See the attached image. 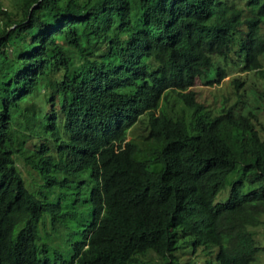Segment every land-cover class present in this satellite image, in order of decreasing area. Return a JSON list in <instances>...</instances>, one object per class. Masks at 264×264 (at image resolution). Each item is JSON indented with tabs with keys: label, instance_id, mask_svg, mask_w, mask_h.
<instances>
[{
	"label": "trees",
	"instance_id": "16d2710c",
	"mask_svg": "<svg viewBox=\"0 0 264 264\" xmlns=\"http://www.w3.org/2000/svg\"><path fill=\"white\" fill-rule=\"evenodd\" d=\"M0 21V264L256 260L248 75L219 107L190 87L264 78V0H14Z\"/></svg>",
	"mask_w": 264,
	"mask_h": 264
},
{
	"label": "rangeland",
	"instance_id": "374dc122",
	"mask_svg": "<svg viewBox=\"0 0 264 264\" xmlns=\"http://www.w3.org/2000/svg\"><path fill=\"white\" fill-rule=\"evenodd\" d=\"M0 2L3 4V6L11 8L14 0H0ZM262 62H263V67H264V58L262 59ZM247 75H248V78L246 77ZM250 75L251 74H245V73L242 74L240 72L232 73V74L225 76L220 81L218 82L213 81L210 84L197 78L195 84L190 88L196 92V97L199 101L204 102L206 105H211L213 107H219L221 104H224V103H227L228 105L234 102L236 99V94H235L236 87L232 83V79L234 77H239V76L242 78L246 77V79L248 80H246L244 85L238 88V90L240 91L245 90L244 92L245 99H247L250 106L258 107L256 109L257 118L261 121H264V78L257 75L256 77L258 79H256L253 83H251ZM142 133H144L143 126L136 125L134 128H132L127 139H131L132 137H134L135 139H138L139 135H141ZM25 176L27 177V174H25ZM229 188L230 186L227 185V188L221 191L217 195V199H216L217 202L224 201L228 197ZM257 231L259 232V234L262 233V237L264 239V225L257 228ZM178 254H181L180 257L182 258L183 261H185L188 257L191 256L188 248H186L181 253L179 252ZM199 255L203 256L202 254H199ZM252 264H264V251H261L257 254V258Z\"/></svg>",
	"mask_w": 264,
	"mask_h": 264
}]
</instances>
